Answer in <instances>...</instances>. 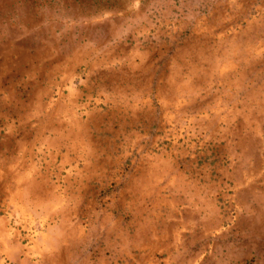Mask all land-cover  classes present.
Masks as SVG:
<instances>
[{
  "label": "rangeland",
  "instance_id": "rangeland-1",
  "mask_svg": "<svg viewBox=\"0 0 264 264\" xmlns=\"http://www.w3.org/2000/svg\"><path fill=\"white\" fill-rule=\"evenodd\" d=\"M0 264H264V0H0Z\"/></svg>",
  "mask_w": 264,
  "mask_h": 264
}]
</instances>
